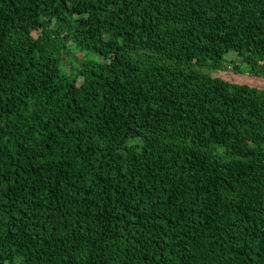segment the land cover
Returning <instances> with one entry per match:
<instances>
[{"label": "trees", "instance_id": "obj_1", "mask_svg": "<svg viewBox=\"0 0 264 264\" xmlns=\"http://www.w3.org/2000/svg\"><path fill=\"white\" fill-rule=\"evenodd\" d=\"M236 60L264 79V0H0V264H264Z\"/></svg>", "mask_w": 264, "mask_h": 264}, {"label": "rangeland", "instance_id": "obj_2", "mask_svg": "<svg viewBox=\"0 0 264 264\" xmlns=\"http://www.w3.org/2000/svg\"><path fill=\"white\" fill-rule=\"evenodd\" d=\"M228 57H229V59L234 60L236 58V54L234 52H230ZM86 59H97L98 61H102V58L98 57L94 53L84 52V51L83 52L74 51L73 54L66 55V56L62 57V65L64 67H67V69H70V68L74 69V68L80 66L82 60H86ZM226 61H227V58H226ZM236 64L239 65L240 67H242L240 72H242L243 78H239V80H241L242 82H244L248 85L255 86V87L260 88V89H264V79L263 78L252 77L247 72V70L244 69V67L240 64V62L238 60H236ZM232 67H233L232 64H229L228 65V71H233ZM205 72L209 73L210 75H217V76H224L225 75V77L231 76L233 78H237V77H235L234 74L229 73V72H225V73H222L221 71L210 72L207 70Z\"/></svg>", "mask_w": 264, "mask_h": 264}]
</instances>
